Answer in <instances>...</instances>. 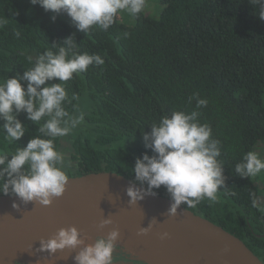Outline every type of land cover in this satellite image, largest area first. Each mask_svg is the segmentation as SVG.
<instances>
[{"label": "trees", "instance_id": "trees-1", "mask_svg": "<svg viewBox=\"0 0 264 264\" xmlns=\"http://www.w3.org/2000/svg\"><path fill=\"white\" fill-rule=\"evenodd\" d=\"M160 2L157 18L143 11L132 16L131 26L116 19L107 31L93 26L85 34L66 13L45 12L30 0H0V21H6L0 24V81L23 75L32 66L28 55L55 51L54 42L62 44L73 34L74 50L104 59L65 83L69 97L79 96L65 108L71 113L77 104L84 114L68 136L55 140L72 161L69 176L111 171L139 183L135 161L153 154L144 147L143 134L164 115L198 111L199 122L209 124L212 138L220 141L226 181L216 201L187 208L242 239L264 262V204L253 208L249 195L260 197L262 190L255 177L235 173L243 156L264 143V20L250 0ZM195 96L207 106L197 109L196 98L189 101ZM18 119L27 131L13 144L0 133L2 154L40 135L25 113ZM154 191L169 197L163 186Z\"/></svg>", "mask_w": 264, "mask_h": 264}, {"label": "clouds", "instance_id": "clouds-1", "mask_svg": "<svg viewBox=\"0 0 264 264\" xmlns=\"http://www.w3.org/2000/svg\"><path fill=\"white\" fill-rule=\"evenodd\" d=\"M30 3L39 5L45 12L66 13L77 30L85 34L93 26L107 31L121 11L137 17L146 8V0H30ZM250 3L258 7L257 16L264 20V0H250ZM56 15L51 17L53 21ZM5 22L0 21V24ZM14 35L19 38L21 33ZM73 37L74 34L67 37L62 44L54 42L55 51L45 50L35 58L28 55L27 61L32 66L23 75L0 81V121H3L0 133L4 139L13 144L25 135L27 128L18 119L22 112L38 125L40 133L25 147L18 146L11 153L0 154V195L15 196L25 205L37 202L48 206L53 198L66 191L67 170L72 167V161L65 152L57 150L55 140L68 136L82 123L84 114L79 112L77 104L72 105L71 113L65 108V103L79 101L75 93L69 97L65 83L74 74L86 72L90 65L105 62L99 54L74 50L77 44ZM56 79L59 83H48ZM193 98H196L197 109L207 106L206 99L195 96L189 101ZM199 115L195 110L191 113L174 111L153 123L150 133L143 134L144 147L153 154L145 152L135 161L132 171L141 187L132 185L126 189L130 203L144 199L146 194L156 195L154 190L162 186L171 201L169 215H175L182 205L191 208L205 199L216 201L218 190L224 188L226 181L224 165L219 159L221 144L212 138L211 126L199 122ZM262 171L264 159L252 151L235 165V173L241 178L255 177ZM249 195L252 207L261 208L262 198L255 192ZM12 207L19 209L20 205L14 202ZM154 222L155 219L151 224ZM110 223V219H105L102 226ZM151 224L141 228L139 234H146ZM119 235V230L113 229L107 237H98L94 244H86L75 226L60 228L52 238L40 241L39 250L56 253L79 247L74 257L76 264H114ZM165 236L167 233L162 238Z\"/></svg>", "mask_w": 264, "mask_h": 264}, {"label": "water", "instance_id": "water-1", "mask_svg": "<svg viewBox=\"0 0 264 264\" xmlns=\"http://www.w3.org/2000/svg\"><path fill=\"white\" fill-rule=\"evenodd\" d=\"M132 185L141 187L116 172L97 171L69 176L64 194L48 206L25 205L15 196L0 195V228L33 230L24 242L0 248V263L28 264L18 255L52 238L60 228L75 226L80 236L96 239L118 229L116 252L126 261H120L123 264H264L242 239L187 207L169 215L168 196L146 194L130 203L126 189ZM14 202L19 209L12 207ZM105 219L111 223L102 226ZM149 224L148 232L139 234Z\"/></svg>", "mask_w": 264, "mask_h": 264}, {"label": "bare ground", "instance_id": "bare-ground-1", "mask_svg": "<svg viewBox=\"0 0 264 264\" xmlns=\"http://www.w3.org/2000/svg\"><path fill=\"white\" fill-rule=\"evenodd\" d=\"M32 233L33 230H25L21 227H14L12 229L0 228V248L7 250L15 242L22 243L32 235ZM80 238L83 239L86 244H94L96 241V238L90 235H82ZM39 248L40 243L18 256L24 258V260L28 261L30 264H76L74 257L80 250L79 247L76 249L65 248L63 250H58L56 253H50L47 251L42 252Z\"/></svg>", "mask_w": 264, "mask_h": 264}, {"label": "rangeland", "instance_id": "rangeland-1", "mask_svg": "<svg viewBox=\"0 0 264 264\" xmlns=\"http://www.w3.org/2000/svg\"><path fill=\"white\" fill-rule=\"evenodd\" d=\"M162 9V3L160 2V0H146V8L144 9L145 14H147L148 16L152 17V18H157L160 11ZM117 20H120L121 22H123L124 24L131 26L134 23L133 17L127 12V11H121L117 14ZM253 152H256L259 157L261 159H264V143H258L255 146V149ZM0 154H2L0 152ZM257 181L258 186L261 188V192L263 195L260 196V198H262V202L264 204V171H262L261 173H259L257 176H255ZM114 255V254H113ZM115 259H114V263L116 262V264H123L121 261V259L114 255ZM120 262V263H119ZM21 264H27L25 262H20ZM30 264V263H28Z\"/></svg>", "mask_w": 264, "mask_h": 264}, {"label": "flooded vegetation", "instance_id": "flooded-vegetation-1", "mask_svg": "<svg viewBox=\"0 0 264 264\" xmlns=\"http://www.w3.org/2000/svg\"><path fill=\"white\" fill-rule=\"evenodd\" d=\"M114 255L118 256V257L121 259V261H122V262H124V261H125V260H124V259H122V257H121V256L118 254V252H116V251H115V252H114ZM124 263H126V261H125Z\"/></svg>", "mask_w": 264, "mask_h": 264}]
</instances>
